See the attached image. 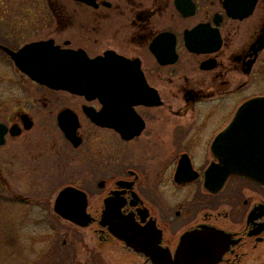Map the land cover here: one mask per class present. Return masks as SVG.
Listing matches in <instances>:
<instances>
[{
    "label": "flooded vegetation",
    "instance_id": "af4514ba",
    "mask_svg": "<svg viewBox=\"0 0 264 264\" xmlns=\"http://www.w3.org/2000/svg\"><path fill=\"white\" fill-rule=\"evenodd\" d=\"M49 2L41 35L22 45L21 34L0 38V68L6 59L7 72L16 66L31 79L2 46L18 51L37 40L133 65L99 85L100 95L39 84L36 100L0 101V173L10 172L21 144L28 171L71 172L60 189L87 194V212L105 238H115L100 224L106 200L115 199L122 214L155 224L174 255L186 233L211 226L227 238L216 264L264 257V184L232 174L220 189L206 185V171L221 161V134L247 99L264 94L255 90L264 0L243 18L230 15L225 0ZM61 122L77 125L78 143Z\"/></svg>",
    "mask_w": 264,
    "mask_h": 264
},
{
    "label": "water",
    "instance_id": "95a60500",
    "mask_svg": "<svg viewBox=\"0 0 264 264\" xmlns=\"http://www.w3.org/2000/svg\"><path fill=\"white\" fill-rule=\"evenodd\" d=\"M256 3L257 0H225L224 5L230 15L243 18L252 13ZM256 46L257 51L264 49V27ZM2 47L32 79L55 89L87 96L105 93L99 85L105 84L110 77L119 76L126 65H133L113 54L92 59L82 50L64 49L52 40L33 41L18 51ZM115 68L116 71L110 70ZM60 125L69 139L79 142L75 135L77 125L63 122ZM220 139L223 140V154L220 163H214L206 171L208 188L220 189L233 173L264 184V95L246 100ZM54 207L64 218L81 226L94 221L87 212V194L77 187H64L58 193ZM100 224L128 247L145 255L151 264H216L225 250L223 242L227 239L222 230L202 226L186 233L173 255L161 246L160 230L155 224L142 226L134 218L122 214L115 199L106 200Z\"/></svg>",
    "mask_w": 264,
    "mask_h": 264
},
{
    "label": "rangeland",
    "instance_id": "374dc122",
    "mask_svg": "<svg viewBox=\"0 0 264 264\" xmlns=\"http://www.w3.org/2000/svg\"><path fill=\"white\" fill-rule=\"evenodd\" d=\"M0 3L3 18L0 38L21 34L15 41L22 45L45 31L39 29L45 15L50 14L46 8L49 0H0ZM259 61L257 68H261L262 76L257 78L255 90L264 92V52ZM1 62L0 101L10 99L11 105L16 106L42 96L37 88L39 83L25 79L16 66L11 65V73L7 72L6 59ZM25 148L16 145L12 152L15 155L9 159L13 164L7 163L10 172L0 173V182L4 179L10 182L9 188L0 183V264H150L120 240L96 232V224L79 226L59 216L53 209L54 200L62 184L71 181V172L28 171L23 156ZM70 166L71 163L67 165ZM254 196L259 198L258 194ZM262 263L264 257L251 255L243 264Z\"/></svg>",
    "mask_w": 264,
    "mask_h": 264
},
{
    "label": "trees",
    "instance_id": "16d2710c",
    "mask_svg": "<svg viewBox=\"0 0 264 264\" xmlns=\"http://www.w3.org/2000/svg\"><path fill=\"white\" fill-rule=\"evenodd\" d=\"M0 8H1V3H0ZM1 12V11H0ZM3 20V18H2V16L0 15V21H2Z\"/></svg>",
    "mask_w": 264,
    "mask_h": 264
}]
</instances>
